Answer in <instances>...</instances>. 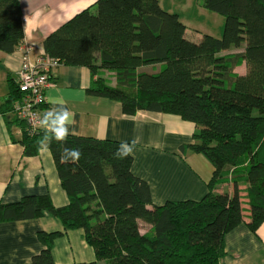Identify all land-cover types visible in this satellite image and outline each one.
I'll use <instances>...</instances> for the list:
<instances>
[{
  "label": "trees",
  "instance_id": "obj_1",
  "mask_svg": "<svg viewBox=\"0 0 264 264\" xmlns=\"http://www.w3.org/2000/svg\"><path fill=\"white\" fill-rule=\"evenodd\" d=\"M202 2L225 18L221 38L190 39L180 16L159 0H97L50 34L44 49L59 66L88 68L90 92L120 102L127 115L157 112L194 123L190 148L215 168L204 198L154 205L150 186L132 172L133 156L115 158L120 142L69 135L66 146L82 153L78 162L61 159L65 145L50 146L68 205L26 196L0 203V222L52 216L65 232L82 229L97 258L90 264H221L227 234L244 223L257 233L264 223V0ZM25 36L20 0H0V50L16 51ZM244 63L247 73H234ZM21 97L16 83L3 106L23 129L24 155L33 157L43 131L31 134L12 114ZM230 184L232 193L216 191ZM142 223L150 226L144 234ZM61 235L40 231L44 248L31 264H56Z\"/></svg>",
  "mask_w": 264,
  "mask_h": 264
},
{
  "label": "crops",
  "instance_id": "obj_2",
  "mask_svg": "<svg viewBox=\"0 0 264 264\" xmlns=\"http://www.w3.org/2000/svg\"><path fill=\"white\" fill-rule=\"evenodd\" d=\"M96 1L20 0L26 34L24 42L35 45L32 58L37 60L45 53L44 41L50 34ZM164 1L159 0L161 6ZM168 5L169 8L165 5L167 10L177 13L186 25L188 37V29L195 24L184 13L193 8V3L179 0L177 5ZM197 5L198 12L206 10L202 0H198ZM200 37L197 33L196 41ZM241 52L243 48L222 55ZM21 64L20 47L12 53L0 50V203L48 195L56 208H62L68 205L69 198L62 187L52 152L40 151L37 156H25L19 142L23 129L13 123L11 114L3 106L16 86ZM234 73L245 75L246 64L236 67ZM51 75L53 85L45 90L44 112L54 105L69 108L73 117L71 135L117 142L137 139L132 172L150 186L154 205L200 201L208 193V183L215 168L202 154L190 148L197 130L194 123L165 113L139 111L135 115L125 114L120 102L90 92L94 78L86 67L60 65L52 69ZM245 188L240 186V194L248 222L250 213ZM216 191L232 193L233 187L222 185ZM40 231L63 233L54 241L56 264L96 262L95 251L85 240L84 230L65 232L57 218L45 216L0 222V264H31L33 256L44 248L39 239ZM226 252L221 264H264V223L256 234L245 223L227 234Z\"/></svg>",
  "mask_w": 264,
  "mask_h": 264
},
{
  "label": "built area",
  "instance_id": "obj_3",
  "mask_svg": "<svg viewBox=\"0 0 264 264\" xmlns=\"http://www.w3.org/2000/svg\"><path fill=\"white\" fill-rule=\"evenodd\" d=\"M20 51L22 64L17 83L22 97L15 103L12 114L24 121L29 132L34 134L40 130L37 121L42 115L41 106L46 103L45 90L53 85L51 71L59 62L45 53L34 60V44L23 42Z\"/></svg>",
  "mask_w": 264,
  "mask_h": 264
},
{
  "label": "clouds",
  "instance_id": "obj_4",
  "mask_svg": "<svg viewBox=\"0 0 264 264\" xmlns=\"http://www.w3.org/2000/svg\"><path fill=\"white\" fill-rule=\"evenodd\" d=\"M73 117L69 108L62 105H54L45 111L37 121V126L43 131V136L39 142L40 151H50L52 143L65 145L61 159L66 164L78 162L82 153L78 148L67 147L68 137L72 134ZM137 139L131 142L122 141L118 145L115 158L125 159L133 155Z\"/></svg>",
  "mask_w": 264,
  "mask_h": 264
},
{
  "label": "rangeland",
  "instance_id": "obj_5",
  "mask_svg": "<svg viewBox=\"0 0 264 264\" xmlns=\"http://www.w3.org/2000/svg\"><path fill=\"white\" fill-rule=\"evenodd\" d=\"M188 3H193V8L187 10L185 14L188 15V17H191L193 19V23L195 24L194 26H190L188 29V37L191 39L196 40L197 33L199 36H202L203 34H210L212 36H215L217 38H221L223 36L224 32V25H225V18L217 13L204 10L203 14L202 12H198L199 8L197 5L198 0H187ZM177 5L179 4V0H166L164 1L162 8L167 10L166 6L169 5ZM166 5V6H165ZM189 5V4H188ZM196 6V7H195ZM169 11V10H167ZM174 12V11H171ZM175 13V12H174ZM202 13V16L201 14ZM106 77L110 79V81L113 83L114 82V75L109 72H105ZM150 230V226L147 224L142 223L141 224V232L144 234Z\"/></svg>",
  "mask_w": 264,
  "mask_h": 264
}]
</instances>
